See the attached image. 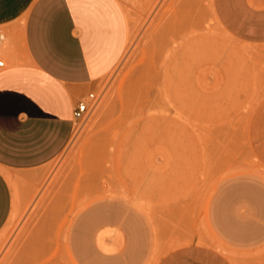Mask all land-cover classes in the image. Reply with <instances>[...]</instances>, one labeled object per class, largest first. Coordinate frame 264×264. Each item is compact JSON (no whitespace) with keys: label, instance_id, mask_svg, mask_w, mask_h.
<instances>
[{"label":"rangeland","instance_id":"obj_1","mask_svg":"<svg viewBox=\"0 0 264 264\" xmlns=\"http://www.w3.org/2000/svg\"><path fill=\"white\" fill-rule=\"evenodd\" d=\"M127 2L129 44L95 109L59 157L12 176L0 264H158L195 244L264 264V44L227 32L212 0ZM172 132L173 187L149 189ZM128 175L146 178L142 190ZM103 233L111 254L97 247Z\"/></svg>","mask_w":264,"mask_h":264},{"label":"crops","instance_id":"obj_2","mask_svg":"<svg viewBox=\"0 0 264 264\" xmlns=\"http://www.w3.org/2000/svg\"><path fill=\"white\" fill-rule=\"evenodd\" d=\"M127 7V0H0V57L5 61L0 68V231L13 210L12 176L40 169L67 149L76 106L123 59L130 38ZM212 7L231 35L264 44V0H212ZM173 63L175 71V58ZM171 87L175 108V74ZM159 160L150 164L165 169L149 172L148 188H172L174 132L160 147ZM145 179L133 181L128 175V186L142 190ZM93 217L94 226L110 222L111 210ZM108 236L97 238L105 254L113 252ZM79 249L75 253H88ZM158 264L232 263L221 251L195 244L170 252Z\"/></svg>","mask_w":264,"mask_h":264},{"label":"built area","instance_id":"obj_3","mask_svg":"<svg viewBox=\"0 0 264 264\" xmlns=\"http://www.w3.org/2000/svg\"><path fill=\"white\" fill-rule=\"evenodd\" d=\"M5 67V61L3 59H0V68ZM97 104V99L95 97V94H90L87 99L81 101L78 103L74 110V119L75 121H82L86 117H88L91 112L95 109Z\"/></svg>","mask_w":264,"mask_h":264}]
</instances>
